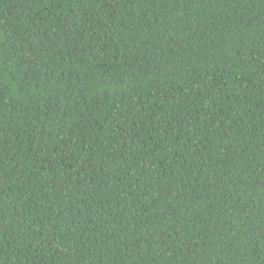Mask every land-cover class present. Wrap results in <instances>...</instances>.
<instances>
[{
	"label": "trees",
	"instance_id": "16d2710c",
	"mask_svg": "<svg viewBox=\"0 0 264 264\" xmlns=\"http://www.w3.org/2000/svg\"><path fill=\"white\" fill-rule=\"evenodd\" d=\"M0 264H264V0H0Z\"/></svg>",
	"mask_w": 264,
	"mask_h": 264
}]
</instances>
